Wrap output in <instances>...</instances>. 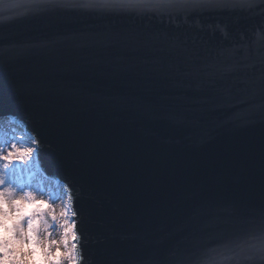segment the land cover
<instances>
[{
	"label": "water",
	"instance_id": "95a60500",
	"mask_svg": "<svg viewBox=\"0 0 264 264\" xmlns=\"http://www.w3.org/2000/svg\"><path fill=\"white\" fill-rule=\"evenodd\" d=\"M7 116L83 264H264V0H0Z\"/></svg>",
	"mask_w": 264,
	"mask_h": 264
},
{
	"label": "clouds",
	"instance_id": "9594fccd",
	"mask_svg": "<svg viewBox=\"0 0 264 264\" xmlns=\"http://www.w3.org/2000/svg\"><path fill=\"white\" fill-rule=\"evenodd\" d=\"M8 156L0 151V264H83L70 190L53 198L9 182L10 164L24 159Z\"/></svg>",
	"mask_w": 264,
	"mask_h": 264
},
{
	"label": "rangeland",
	"instance_id": "374dc122",
	"mask_svg": "<svg viewBox=\"0 0 264 264\" xmlns=\"http://www.w3.org/2000/svg\"><path fill=\"white\" fill-rule=\"evenodd\" d=\"M10 116L0 118V150H4L10 147L13 140H17V146L23 148L26 146H32L28 134L20 131V126L16 125ZM23 138V143L19 142V138ZM12 183L19 187L29 186L41 191H46L52 195L53 198L63 197L59 187L55 185L52 180L54 178L47 177L43 171L37 167L33 158L29 161L25 158L23 162L14 161L10 164V168L13 167ZM46 181V183H45Z\"/></svg>",
	"mask_w": 264,
	"mask_h": 264
},
{
	"label": "snow or ice",
	"instance_id": "6c2138e0",
	"mask_svg": "<svg viewBox=\"0 0 264 264\" xmlns=\"http://www.w3.org/2000/svg\"><path fill=\"white\" fill-rule=\"evenodd\" d=\"M13 119H16L15 117H13ZM25 132H27V128L25 127ZM29 136H33L32 133H28ZM19 142L23 143V138H19ZM2 143V142H0ZM39 141L33 136V138L30 140V144L35 146L38 145ZM33 146H26L23 148H19L17 146V140H13L11 142L10 147H8L9 149V156L8 158L11 159L12 156H19L20 159H25L28 158L29 161H31V159L35 156V154L38 152V149L36 147ZM2 151V150H0ZM36 164L37 167H39V160H36ZM15 167V165H13V167H9L5 173V175L7 176V179L9 182H12V177H13V168ZM41 171H43V169H40ZM59 184V181H58ZM67 187L69 189V186L67 184L64 185V188ZM72 199V197H71ZM76 216L78 215V213L75 211ZM76 231L78 232V226L76 223ZM262 231H264V221H262ZM204 264H219V262L217 260H215L211 255H209L207 261L204 262Z\"/></svg>",
	"mask_w": 264,
	"mask_h": 264
},
{
	"label": "bare ground",
	"instance_id": "6f19581e",
	"mask_svg": "<svg viewBox=\"0 0 264 264\" xmlns=\"http://www.w3.org/2000/svg\"><path fill=\"white\" fill-rule=\"evenodd\" d=\"M10 121H12V120H10ZM16 125H17V123H15ZM25 128L21 125L20 126V131H22V132H24V133H26V134H28L29 132L27 131V132H25V130H24ZM29 136V135H28ZM33 138V136H29V139L31 140ZM33 146V145H32ZM33 147H35V146H33ZM38 159V157H37V153L35 154V156L33 157V161H34V163L36 164V160ZM37 165V164H36ZM39 169H41V166H40V164H39ZM43 173L48 177L49 175H47L44 171H43ZM49 177H51V176H49ZM54 182H55V185L57 186V187H59L60 188V190H61V192H62V194L65 196L66 195V193H65V191H64V184L63 183H61V182H59V184H58V180H56V179H52ZM45 183H46V181H45Z\"/></svg>",
	"mask_w": 264,
	"mask_h": 264
}]
</instances>
